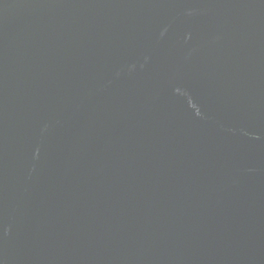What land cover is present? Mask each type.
I'll return each mask as SVG.
<instances>
[{
    "label": "water",
    "instance_id": "1",
    "mask_svg": "<svg viewBox=\"0 0 264 264\" xmlns=\"http://www.w3.org/2000/svg\"><path fill=\"white\" fill-rule=\"evenodd\" d=\"M41 2L0 104V264H264V0Z\"/></svg>",
    "mask_w": 264,
    "mask_h": 264
},
{
    "label": "bare ground",
    "instance_id": "2",
    "mask_svg": "<svg viewBox=\"0 0 264 264\" xmlns=\"http://www.w3.org/2000/svg\"><path fill=\"white\" fill-rule=\"evenodd\" d=\"M41 1L47 0H0V104L3 100V91L5 88L9 90L16 80L11 72L15 68L14 65L21 60V40L19 38L23 37L21 34V30L24 28L23 25L21 27L23 16L29 8L43 6ZM64 1L67 3L71 0ZM44 42V39L42 43L37 42L39 47L36 46V49L38 47L39 50L41 45H46ZM4 114L6 117L11 115L0 113V115ZM6 117L4 119H7Z\"/></svg>",
    "mask_w": 264,
    "mask_h": 264
}]
</instances>
